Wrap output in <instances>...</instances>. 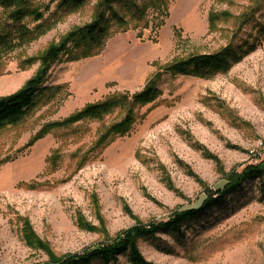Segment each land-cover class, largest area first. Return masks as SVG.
Listing matches in <instances>:
<instances>
[{
	"label": "rangeland",
	"instance_id": "obj_1",
	"mask_svg": "<svg viewBox=\"0 0 264 264\" xmlns=\"http://www.w3.org/2000/svg\"><path fill=\"white\" fill-rule=\"evenodd\" d=\"M30 1L42 19L27 25L52 27L28 45L0 50V99L36 76L49 47L91 23L101 0L68 13L56 12L54 0ZM141 1L146 19L129 21L90 58L60 59L46 79L51 95L0 131V264L50 261L29 242L27 224L56 257L83 254L138 224L168 222L199 206L202 183L211 190L225 183L220 166L230 173L264 161V38L214 79L164 73L191 55L254 41L264 0ZM8 13L0 7V26ZM158 73L161 95L134 110L126 135L101 142L124 119L120 110L59 125L88 105L142 92ZM259 183L183 225L180 236L164 231L140 240L142 254L151 264H264V179ZM119 264L129 263L121 256Z\"/></svg>",
	"mask_w": 264,
	"mask_h": 264
},
{
	"label": "trees",
	"instance_id": "obj_2",
	"mask_svg": "<svg viewBox=\"0 0 264 264\" xmlns=\"http://www.w3.org/2000/svg\"><path fill=\"white\" fill-rule=\"evenodd\" d=\"M57 1L56 12L68 13L84 7L89 0H54ZM156 6L163 0H150ZM0 7L9 11L8 22L0 26V50L13 51L28 45L48 33L50 25L45 21L30 28L25 22L42 19V14L34 8L30 0H0ZM147 3L141 0H101L94 9L91 23L70 32L59 44L49 47L40 58V68L35 77L30 79L18 92L0 99V131L19 124L52 91L46 86V79L51 67L65 57L66 61H77L94 56L106 44L113 33L125 29L129 21L142 22L147 17ZM250 16H246L247 21ZM254 17L251 19V21ZM258 37L254 41H245L238 46L229 45L214 54H196L170 64L164 73L171 76H190L211 80L221 74H227L234 66L256 52L264 38V24L255 20ZM248 23V22H247ZM163 74H156L145 89L134 95H114L103 103L88 105L59 125H75L84 120L100 121L116 111H125L122 121L113 124L101 137V142L114 136L126 135L135 123L134 110L155 102L161 95L158 82ZM216 159V158H214ZM216 161H218L216 159ZM220 174L225 183L211 190L204 188L205 198L199 206L175 213L168 222H151L138 224L119 233L108 243L86 250L83 254L56 257L49 251L47 244L35 238L27 224V238L31 244L40 246L50 253V261L43 264H119V258L125 256L129 264H151L142 254L139 241L155 238L167 231L180 236L181 227L209 213L214 207L223 205L227 199L240 191L246 184L264 179V161L250 164L241 170L233 169L226 173L220 166ZM259 183V184H260Z\"/></svg>",
	"mask_w": 264,
	"mask_h": 264
}]
</instances>
